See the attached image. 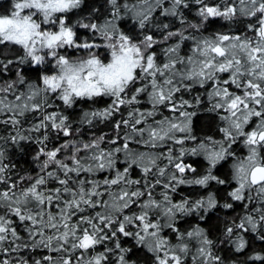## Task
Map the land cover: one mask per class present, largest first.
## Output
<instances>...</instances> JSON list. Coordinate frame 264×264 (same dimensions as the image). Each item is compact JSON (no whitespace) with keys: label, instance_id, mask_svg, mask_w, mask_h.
Instances as JSON below:
<instances>
[{"label":"snow or ice","instance_id":"6c2138e0","mask_svg":"<svg viewBox=\"0 0 264 264\" xmlns=\"http://www.w3.org/2000/svg\"><path fill=\"white\" fill-rule=\"evenodd\" d=\"M84 3L10 0L0 13V264H135L128 239L151 264H224L202 223L232 202L243 213L220 242L241 252L249 232L264 241V0H105L70 20ZM217 19L242 27L205 34ZM78 102L89 107L68 114ZM204 106L216 135L194 131L191 110ZM33 144L36 171L20 174L9 145ZM186 157L204 172L187 175ZM226 163L227 179L216 175ZM212 184L234 185L232 202L173 199Z\"/></svg>","mask_w":264,"mask_h":264},{"label":"trees","instance_id":"16d2710c","mask_svg":"<svg viewBox=\"0 0 264 264\" xmlns=\"http://www.w3.org/2000/svg\"><path fill=\"white\" fill-rule=\"evenodd\" d=\"M104 4V8H101V5ZM101 8V12H105L107 5L105 0H85L84 6L79 9L75 10L73 13L69 15L70 20H75L78 18L79 15H85L91 11V9ZM10 8V0H0V13L5 12ZM195 6L191 5L190 8L185 12V15L188 17L189 20L196 21L195 16ZM126 30L131 29V24H122ZM241 25L232 24L229 25L228 22H224L221 20H210L205 25V34H208L213 31H223L229 30L232 31L238 30ZM81 36L87 35L86 32L81 31ZM187 48V45L185 46ZM25 75L29 79H35L36 72L29 68H26ZM10 76L14 77V73H11ZM7 78V77H6ZM188 98V97H186ZM109 103L108 98H98L96 107L106 106ZM89 107L88 102H78L77 106L69 110L70 115L78 117L80 110L82 108L86 109ZM191 111L195 112V115L192 118V125L194 131L200 136H207V135H216V121L214 118V114L210 113L207 109V106L198 107L192 109ZM167 115V113H165ZM85 131H88L85 129ZM97 134L100 131H110L109 126H101L100 128L95 130ZM53 143H56L53 140ZM234 149L237 151L238 154H242L245 152L243 145L237 144L234 146ZM36 151V145H29L28 149L23 153L11 151V145H9V154L12 157V162L16 165V170L20 174H25L26 172L35 173L37 162L32 159V155ZM185 163L191 164L194 168H196V173L194 174H187L189 176L201 175L205 168L207 167L206 161L202 157H186ZM135 175V173H134ZM216 175L220 176L221 178H228L229 175V164H223L216 170ZM234 185H217L212 184L210 187L205 190L198 186H187L181 185L177 191L172 194L174 200H180L184 197L190 198H197L201 195H205L207 191H212L216 193L217 199L220 201V204L227 202H232L227 197L226 193L230 190V187ZM233 208L232 209H224L222 207H217L208 213V218L206 223H202V226L205 228L210 229V234L213 239L217 240V248L215 251L217 254L221 255L224 260V264H264L262 261H253L249 259L253 255L259 253L264 254V241H261L256 234L254 233H247L245 234V239L247 240L248 244L247 247L241 251L237 252L235 248L227 242L221 243L220 241L223 240L222 235V228L225 220H230L236 218L238 215L243 213V206L238 202H232ZM198 219L196 216L186 217L183 221L180 222L179 227L181 230L190 228L193 224L198 223ZM171 235V233H167ZM124 245L127 247H131L133 249L132 254L130 255V259L135 261V264H151V254L147 252L146 249L143 247H137L135 242L131 239L123 241Z\"/></svg>","mask_w":264,"mask_h":264}]
</instances>
